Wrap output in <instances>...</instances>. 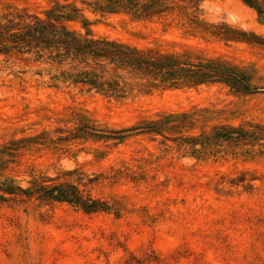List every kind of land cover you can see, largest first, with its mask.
<instances>
[{
	"label": "rangeland",
	"instance_id": "374dc122",
	"mask_svg": "<svg viewBox=\"0 0 264 264\" xmlns=\"http://www.w3.org/2000/svg\"><path fill=\"white\" fill-rule=\"evenodd\" d=\"M133 1L0 0V17L224 63L259 89L128 74L114 92L73 60L0 55V181L24 197L0 203V264H264V0ZM69 183L111 209L36 191Z\"/></svg>",
	"mask_w": 264,
	"mask_h": 264
},
{
	"label": "trees",
	"instance_id": "16d2710c",
	"mask_svg": "<svg viewBox=\"0 0 264 264\" xmlns=\"http://www.w3.org/2000/svg\"><path fill=\"white\" fill-rule=\"evenodd\" d=\"M129 3L135 2L129 0ZM107 8H110V3L97 10ZM12 53L35 54L39 59L46 57L47 61L58 64L73 60L75 69L79 70L75 78L77 82L114 92L119 91L121 82L126 83L128 74L145 78L150 88L178 87L183 83L198 86L204 82L221 81L243 93L259 89L247 73L224 63L193 62L189 57L175 53L144 51L119 41L81 35L41 17L25 19L11 14L0 17V55ZM146 128L157 130L154 125ZM101 131L92 128L91 132L101 135ZM238 133L239 137L244 138L257 136L243 131ZM258 136L264 138V134ZM232 137L229 135L228 138ZM36 191L46 200L74 203L88 212L111 209L106 202L86 196L70 183L42 185ZM25 193L31 194L30 191ZM22 200L24 197L18 186L12 181H0V203H18Z\"/></svg>",
	"mask_w": 264,
	"mask_h": 264
}]
</instances>
